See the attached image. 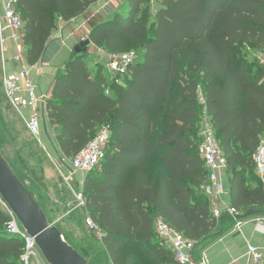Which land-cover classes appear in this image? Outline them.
<instances>
[{
	"label": "trees",
	"instance_id": "trees-1",
	"mask_svg": "<svg viewBox=\"0 0 264 264\" xmlns=\"http://www.w3.org/2000/svg\"><path fill=\"white\" fill-rule=\"evenodd\" d=\"M98 1L16 0L27 65L40 61L59 21ZM150 10L149 0H125L88 35L96 49L137 53L122 83L101 64L91 77L87 53L73 54L45 101L65 159L101 128L109 131L105 160L85 179L82 212L101 232L105 252L97 260L108 264H177L155 235L156 219L195 242V250L223 234L220 222L228 216L215 220L201 190L203 110L226 162L230 205L239 214L264 207L254 174L264 142V67L246 58L248 51L264 53V0H162L152 23ZM8 221L0 204V264H21L22 243L6 234Z\"/></svg>",
	"mask_w": 264,
	"mask_h": 264
},
{
	"label": "built area",
	"instance_id": "built-area-1",
	"mask_svg": "<svg viewBox=\"0 0 264 264\" xmlns=\"http://www.w3.org/2000/svg\"><path fill=\"white\" fill-rule=\"evenodd\" d=\"M151 11L154 13L162 0H149ZM16 0H0V49L3 61H7V53L11 52L12 61L18 69L5 73L3 79V92L10 106L21 116L29 134L40 141L41 123H48L45 111L47 95L38 96L36 86L30 74V66L26 63L25 47L23 44V23L15 9ZM88 37L81 36L80 41ZM96 49V48H95ZM102 59L106 73L117 83L127 75L130 67L135 63L138 55L134 51L112 54L96 49ZM257 59L264 67V53L257 55ZM105 90V94H108ZM199 104L204 105L202 98ZM25 111H29L27 116ZM201 144L199 156L206 169V181L201 190L208 199L212 216L219 220L222 216L235 219L240 215L229 203L223 200L226 195L224 177L226 176V162L218 146L215 133L208 116L203 113L200 117ZM110 134L106 128H101L86 146L72 159L62 158L60 165L69 166V172L64 176L68 189L73 191L75 209H84L83 185L86 177L105 160ZM254 170L264 191V142H261L254 155ZM79 176L76 181L75 177ZM76 183V187L73 186ZM0 204L9 216L6 224V234L22 243L21 264H47L34 239L30 237L1 200ZM84 225L88 231L101 238V232L91 218L85 214ZM154 232L157 239L168 248L177 264H204L194 258L195 242L185 238L170 228L162 219L154 221ZM247 264H263L264 249L249 245L247 248Z\"/></svg>",
	"mask_w": 264,
	"mask_h": 264
},
{
	"label": "crops",
	"instance_id": "crops-1",
	"mask_svg": "<svg viewBox=\"0 0 264 264\" xmlns=\"http://www.w3.org/2000/svg\"><path fill=\"white\" fill-rule=\"evenodd\" d=\"M124 3L125 0H99L81 16L67 22H58L56 30L52 32L46 43L40 61L35 66H30V74L35 83L38 96H49L55 76L71 59L75 48L81 42L80 37L85 35L88 37L93 28L110 20ZM145 6H141V11L137 14V18L140 17ZM249 52L253 56L259 54L256 51ZM90 55L94 56L93 60L103 65L102 59L92 45L87 51V57ZM11 56V52L6 55V73L18 69ZM246 58L248 61H253L250 56ZM97 69L94 73H90L91 77L95 75ZM28 114L29 111L24 112L25 116ZM38 143L53 166L49 170H45V184L47 185L38 193L42 192L43 196H46L45 199L50 200L56 207L64 208L69 206L72 201L75 202L74 198L70 197V191L72 193L73 191L68 189L64 181V176L69 172L70 168L69 166L60 165V160L63 157L57 147L54 132L49 123H41L40 141ZM244 175L247 178V174ZM255 177L258 181L256 174ZM78 179L79 176L77 175L75 180L77 181ZM224 183L226 195L223 196V200L230 204L227 174L224 177ZM50 184L52 185L49 186ZM248 185L252 188L255 186L252 182H248ZM73 186L76 187V183H73ZM256 211V214L246 219L238 220L232 227H229V216L224 217L220 222V229H224L223 234L210 241L203 249H196L193 254L194 258L198 261L203 260L204 264H247L246 253L249 245L264 249V207ZM82 212L84 223V214ZM86 231L88 235L89 232L87 229ZM82 250H84L86 255H89L88 259H94L96 264H108L106 259L100 258V260H97L96 258L104 255L105 252L100 244V238L96 236L93 238L88 235V238H85V242L82 244Z\"/></svg>",
	"mask_w": 264,
	"mask_h": 264
},
{
	"label": "rangeland",
	"instance_id": "rangeland-1",
	"mask_svg": "<svg viewBox=\"0 0 264 264\" xmlns=\"http://www.w3.org/2000/svg\"><path fill=\"white\" fill-rule=\"evenodd\" d=\"M151 12V10L150 12L148 11L149 14ZM150 16V22L152 23L153 15L150 14ZM247 54L246 57L250 56L253 60L258 61L257 55L253 56L249 51ZM93 58L94 56L91 55L86 57L90 73H94L99 67V62L93 60ZM5 64L6 62L3 61L0 49V153L42 208L48 221L54 223L62 231L63 238L69 244L88 258L89 255H86L84 250H82V244L85 242V238H88V235L93 238L96 235L90 231H88L89 234L87 235V228L84 227L81 215L82 210L74 208V201L64 208L56 207L50 200L45 199L46 196H43L42 192L38 193L47 185L45 184V170H49L53 166L42 147L27 131L21 116L10 106L4 96L3 79L7 70ZM96 171L97 169L94 172ZM70 195V197L74 198V194L71 191ZM91 261L95 263L94 259H91Z\"/></svg>",
	"mask_w": 264,
	"mask_h": 264
},
{
	"label": "water",
	"instance_id": "water-1",
	"mask_svg": "<svg viewBox=\"0 0 264 264\" xmlns=\"http://www.w3.org/2000/svg\"><path fill=\"white\" fill-rule=\"evenodd\" d=\"M89 39L78 44L74 54L87 53ZM0 200L8 207L25 232L34 239L47 264H90L70 244L54 223H50L13 169L0 153ZM254 209L235 219L243 220L254 214Z\"/></svg>",
	"mask_w": 264,
	"mask_h": 264
}]
</instances>
